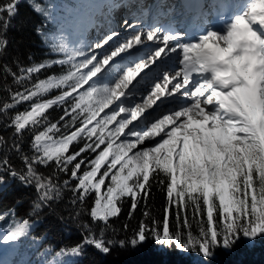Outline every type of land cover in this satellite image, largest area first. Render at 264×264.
<instances>
[{"label":"snow or ice","instance_id":"1","mask_svg":"<svg viewBox=\"0 0 264 264\" xmlns=\"http://www.w3.org/2000/svg\"><path fill=\"white\" fill-rule=\"evenodd\" d=\"M19 3L0 0V53L7 48L6 33ZM32 6L59 29L56 34L45 32L46 24L35 29L50 41L52 58L27 66L17 58L14 68L0 64L6 93L0 97L5 118L0 124L13 136L10 145L0 136V149L7 147L0 155V190L6 177L32 187L36 197L29 216L51 207L65 190L81 209L94 193L88 214L106 224L121 212L125 198L131 215L148 196L150 177L162 173L168 200L162 231L160 222L142 221L120 247H136L150 234L159 245L198 251L209 259L216 248L264 235V0H190L186 7L204 17L194 31L124 18L123 31L109 28L93 40L85 36L98 9L92 0L71 8ZM52 91L58 94L48 98ZM20 105L26 107L16 111ZM54 107L62 114L50 120ZM26 132L31 155L22 144ZM73 145L80 146L72 151ZM9 152L22 167L13 165ZM52 165L53 175L37 170ZM59 173L68 178L59 182ZM174 204L179 210L172 233ZM189 207L194 217H207L206 226L198 220L199 235L192 234L186 215V231L180 230L181 212ZM32 223L16 219L0 233V245L6 246L0 248V264H31L21 245ZM84 228L83 240L61 247L56 256L79 257L85 245L109 253L116 242L105 240L103 232L97 237L87 224Z\"/></svg>","mask_w":264,"mask_h":264},{"label":"trees","instance_id":"2","mask_svg":"<svg viewBox=\"0 0 264 264\" xmlns=\"http://www.w3.org/2000/svg\"><path fill=\"white\" fill-rule=\"evenodd\" d=\"M56 0H20L18 4V14L12 21V27L7 30V48L0 53V64H8L15 67L14 61L19 60L27 66L32 62H39L45 58H52L50 55V41L46 42L41 35L35 31L37 26L47 25L44 31L56 34L59 26L54 21H47L43 15L33 11V3H40L47 7L49 3ZM65 8L74 7L71 0H60ZM31 57V60L29 59ZM56 71H59L57 68ZM44 73L41 74L43 77ZM3 74L0 73V97L6 96L3 91ZM8 83H11L9 78ZM58 92L52 91L48 98L57 95ZM26 105H20L16 111L22 110ZM12 111L8 113L9 116ZM49 119H58L62 114V108L54 107L49 110ZM5 118L0 116V121ZM6 122V121H5ZM31 133L26 132L22 141L24 151L31 155L29 147ZM0 136L5 137L10 145L13 140L12 130L6 129L0 124ZM80 145H73L71 150L75 151ZM7 152V147L0 149V155ZM9 158L17 168L22 167L16 154L9 152ZM89 155V154H86ZM54 165L50 167L37 166V170L45 176L53 175ZM68 177L64 173H59L58 181L62 182ZM161 180H166L162 173L153 174L150 177V192L148 196L138 202L137 208L129 214L130 199L125 200L121 205V212L104 222H93L88 211L94 201V193L85 201L83 208L77 203L73 205L72 193L68 190L63 192L59 201L53 202L51 207H46L29 216V204L36 197V192L32 187L25 188L18 180L6 177V184L0 190V228L8 227L14 220L29 218L33 221L29 231V236L21 245V252L31 264H197L193 257L198 251H180L172 247H164L157 244L150 236L136 247L126 245L119 246L121 240H131L139 228L140 223L152 226L153 221L162 222L164 219L165 208L168 206L166 197V184H161ZM75 183L74 181L72 182ZM11 208L10 206H13ZM27 206V207H25ZM25 207V208H24ZM178 204H174L169 209L170 232L177 231V211ZM8 212V215H4ZM79 213V214H77ZM147 213V215H145ZM191 221V231L193 235H199L200 225L198 220L203 219L206 226L207 217H194L191 207L185 209L180 215L181 231L186 230L182 227L183 219ZM87 224L92 233L97 237L103 232L105 240H112L116 243L110 248L109 253L99 252L91 245H85L82 255L79 257H67L64 255L56 256V252L61 247L73 246L83 240L88 229L84 228ZM126 226V227H125ZM33 237H38L33 240ZM19 259V257H17ZM206 264H264V235L258 236L253 243H247L243 237L230 249L216 248L211 258L206 259Z\"/></svg>","mask_w":264,"mask_h":264},{"label":"bare ground","instance_id":"3","mask_svg":"<svg viewBox=\"0 0 264 264\" xmlns=\"http://www.w3.org/2000/svg\"><path fill=\"white\" fill-rule=\"evenodd\" d=\"M131 0H127V2H130ZM150 3V2H149ZM149 3H147V0H137V3L135 4H131L130 5V9L131 11L135 12V13H139V14H142V10H140V7H143V9H145L147 6H149ZM165 5H166V0H160L159 2V7L162 9V8H165ZM151 9V8H150ZM157 10V9H156ZM114 13L117 15V16H121V15H124L126 11L128 10H125V8L123 7V5H120L119 7H114L113 10ZM157 15L160 14V11H157L156 12ZM107 25H108V28L104 30V27H102L100 29V33L102 32V34L106 31L109 30V28H112V29H115L116 26H113L112 22L107 18V21H106ZM119 31H123V30H119ZM102 34H99V35H102ZM92 37V36H91ZM92 40V39H90ZM137 102H142L140 101L139 99L137 100ZM6 246L2 245L1 248H4Z\"/></svg>","mask_w":264,"mask_h":264},{"label":"rangeland","instance_id":"4","mask_svg":"<svg viewBox=\"0 0 264 264\" xmlns=\"http://www.w3.org/2000/svg\"><path fill=\"white\" fill-rule=\"evenodd\" d=\"M117 27H119V30H123V26H122V24L121 23H119L118 25H117ZM85 36H86V38L88 39V40H90V39H95V38H97L99 35H95V34H93L92 35V37L90 36V35H87V33L85 34ZM71 40L73 41V42H78V37H77V35L74 33V32H72V38H71ZM147 143V142H146ZM89 156H90V154H89ZM125 200H128V198H125L124 200H123V202L125 201ZM122 202V203H123ZM29 206H31V204H29ZM25 207H27V206H25ZM24 207V208H25ZM7 229V227H2L1 229H0V233H2L3 231H5ZM244 239V241L245 242H247V243H253L257 238H255L254 240H249V239H245V238H243ZM2 247V245H0V248ZM99 251V250H98ZM99 252H101V251H99ZM101 253H103V252H101ZM193 261L195 262V263H197V264H206L205 262H206V259L205 258H203L202 257V255L201 254H197L196 256H194L193 257Z\"/></svg>","mask_w":264,"mask_h":264}]
</instances>
